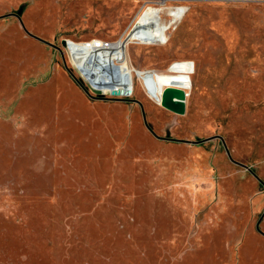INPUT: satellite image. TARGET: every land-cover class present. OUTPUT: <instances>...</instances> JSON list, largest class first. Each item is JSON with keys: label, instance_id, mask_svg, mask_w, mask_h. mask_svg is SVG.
Returning <instances> with one entry per match:
<instances>
[{"label": "rangeland", "instance_id": "obj_1", "mask_svg": "<svg viewBox=\"0 0 264 264\" xmlns=\"http://www.w3.org/2000/svg\"><path fill=\"white\" fill-rule=\"evenodd\" d=\"M0 264H264V0H0Z\"/></svg>", "mask_w": 264, "mask_h": 264}, {"label": "water", "instance_id": "obj_2", "mask_svg": "<svg viewBox=\"0 0 264 264\" xmlns=\"http://www.w3.org/2000/svg\"><path fill=\"white\" fill-rule=\"evenodd\" d=\"M65 45H68L67 41H64ZM96 93H101L99 89H95ZM114 94H119L117 90H113ZM188 93L185 89L175 86H167L163 91L161 104L165 108L177 113L185 114L186 112V99Z\"/></svg>", "mask_w": 264, "mask_h": 264}, {"label": "built area", "instance_id": "obj_3", "mask_svg": "<svg viewBox=\"0 0 264 264\" xmlns=\"http://www.w3.org/2000/svg\"><path fill=\"white\" fill-rule=\"evenodd\" d=\"M103 41H101V42H97L98 43V45L97 46H101V43H102Z\"/></svg>", "mask_w": 264, "mask_h": 264}, {"label": "bare ground", "instance_id": "obj_4", "mask_svg": "<svg viewBox=\"0 0 264 264\" xmlns=\"http://www.w3.org/2000/svg\"><path fill=\"white\" fill-rule=\"evenodd\" d=\"M103 92H106V93H112V91H103Z\"/></svg>", "mask_w": 264, "mask_h": 264}]
</instances>
